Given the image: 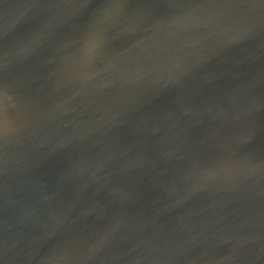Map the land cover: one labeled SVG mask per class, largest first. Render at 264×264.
Segmentation results:
<instances>
[{
    "label": "water",
    "instance_id": "obj_1",
    "mask_svg": "<svg viewBox=\"0 0 264 264\" xmlns=\"http://www.w3.org/2000/svg\"><path fill=\"white\" fill-rule=\"evenodd\" d=\"M0 264H264V0H0Z\"/></svg>",
    "mask_w": 264,
    "mask_h": 264
}]
</instances>
